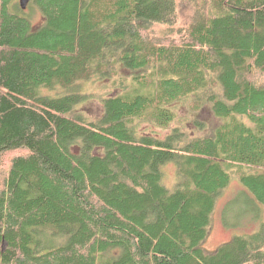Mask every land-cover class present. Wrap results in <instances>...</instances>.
Instances as JSON below:
<instances>
[{"label":"trees","instance_id":"trees-1","mask_svg":"<svg viewBox=\"0 0 264 264\" xmlns=\"http://www.w3.org/2000/svg\"><path fill=\"white\" fill-rule=\"evenodd\" d=\"M179 1L193 13L178 41L151 42L144 26H173ZM27 7L0 0V264H264V0ZM120 69L140 74L128 83ZM107 80L117 92L101 116L78 113ZM204 97L223 120L212 137L137 134L140 120L167 130L173 103ZM233 177L243 191L224 225L242 202L258 229L206 253Z\"/></svg>","mask_w":264,"mask_h":264},{"label":"rangeland","instance_id":"rangeland-1","mask_svg":"<svg viewBox=\"0 0 264 264\" xmlns=\"http://www.w3.org/2000/svg\"><path fill=\"white\" fill-rule=\"evenodd\" d=\"M27 4L25 10L27 9ZM27 11V10H26ZM193 9L185 1H179L177 6V20L173 26L162 25H148L144 26L143 34L151 42L162 45H169L170 43H176L178 41L177 31L186 28L192 17ZM33 23L35 25L41 24L42 17L39 13H34L32 16ZM124 81L130 83L131 75L133 74L125 70H119ZM128 77V79H127ZM113 85V83H112ZM111 82L108 80L104 83H96L90 86L91 93L89 100L77 108V112L81 113L89 119H97L101 116V100L111 94ZM117 91H113L111 95H114ZM203 97V96H202ZM186 99L183 102H176L170 106L171 111L175 116L174 122L167 130L157 128L151 122L140 120L137 123V134L148 135L158 138H164L169 135L171 131L178 130L183 133L188 139H201L209 138L214 135L216 129L222 124L223 120L216 117L213 114L211 105L207 103L206 98H200L199 108H195V100ZM197 106V105H196ZM70 117V114L68 115ZM163 185L171 189L175 184V168L173 165H166L163 169ZM243 187L233 177L224 190L220 191L215 200V208L210 216V224L207 229V236L202 244V248L206 253L214 252L219 246L227 243L233 236L241 234H250L258 229V223H250L252 216L250 213H245L244 204L241 202L240 218L238 223L233 227H229L228 224L232 223V219L229 217L228 222L224 225L222 213L225 205L242 193ZM228 225V228L226 227Z\"/></svg>","mask_w":264,"mask_h":264},{"label":"water","instance_id":"water-1","mask_svg":"<svg viewBox=\"0 0 264 264\" xmlns=\"http://www.w3.org/2000/svg\"><path fill=\"white\" fill-rule=\"evenodd\" d=\"M29 0H20L21 8L24 9Z\"/></svg>","mask_w":264,"mask_h":264}]
</instances>
